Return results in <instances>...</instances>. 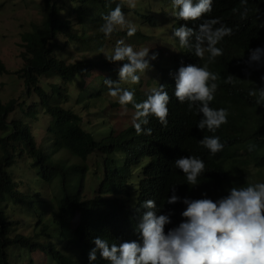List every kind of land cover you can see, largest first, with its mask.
<instances>
[{"label":"trees","instance_id":"obj_1","mask_svg":"<svg viewBox=\"0 0 264 264\" xmlns=\"http://www.w3.org/2000/svg\"><path fill=\"white\" fill-rule=\"evenodd\" d=\"M121 2L137 32L128 37L125 30H117L106 38L99 31L102 17ZM166 3L174 12L167 31L175 48L169 63L155 69L151 61L153 68L138 84L121 83L134 90L137 102L158 84L167 85V126L149 116L144 127L152 129L151 135H138L132 122L117 130L105 118L103 130L93 121L102 111L97 100L119 103L104 79L117 80L123 62H109L104 54H111L119 39L135 47L154 39V30H159L149 0H137L135 9L128 8L126 0L32 2L39 18L19 35L21 66L9 70L0 59V75L14 76L23 85L18 97L0 98V264H90L94 237L110 244L142 243L135 226L144 211L139 205L146 199L155 200L161 214L171 215L165 232L185 219L181 212L186 205L165 203L173 186L180 197L199 199L206 193L216 200L232 186L264 182V105L257 104L258 93L250 95L255 87H264V64H248L249 50L264 47V0H213L210 13L188 22L176 19L172 0ZM212 18L233 29L217 45L223 55L208 63L219 76L210 107L228 112L227 123L215 132L198 129L202 114L174 95L178 68L202 66L208 53L200 59L172 35L180 24L195 28ZM126 107L133 115L134 106ZM205 136H218L223 150L210 155L199 143ZM187 155L200 157L206 166L195 186L186 183L174 163ZM91 264L109 262L97 253Z\"/></svg>","mask_w":264,"mask_h":264},{"label":"clouds","instance_id":"obj_2","mask_svg":"<svg viewBox=\"0 0 264 264\" xmlns=\"http://www.w3.org/2000/svg\"><path fill=\"white\" fill-rule=\"evenodd\" d=\"M113 0H108L112 3ZM173 7L178 9L176 19L188 21L201 20L212 11L213 0H172ZM123 2L116 3L114 8L102 17L99 31L110 38L117 30H125L128 37L137 32V26L125 15ZM130 9L137 7V0H126ZM247 10L241 14L246 18ZM233 34V29L221 23L218 18L204 19L193 28L180 24L172 31L181 48L194 49L196 57L203 59L208 53V62L202 66L188 64L178 68L175 75L174 95L181 103L187 102L189 109L194 106L202 114L196 127L215 132L222 124L227 123V109L212 108L218 88L217 73L208 68V63L223 55V49L217 45L226 36ZM109 62H123L118 70V79H104L109 94L118 99L125 107L132 104L135 112L132 117L136 133L151 135L152 129L144 127L149 123V116H154L162 126H167L170 96L166 84H158L141 102L135 100L134 90L121 87V83L138 84L142 74L153 68L151 61L158 58V52H151L149 47L136 50L124 39L116 41L111 54H104ZM248 64H264V47L249 50ZM232 75L228 77L231 82ZM264 81V75L261 76ZM259 94L258 105H264V87H255L250 95ZM199 143L215 156L224 148L218 136H205ZM175 166L186 177L190 186L197 185L199 177L206 170L204 161L198 156H180L174 161ZM171 195L165 203H183V219L177 226L165 232V226L171 223L169 213L161 214L157 202L146 199L139 208L144 209L135 229L142 243L137 240L123 241L119 244L109 243L100 236L93 238L94 247L88 252V260L101 259L109 264H264V182L248 186H232L228 194L216 200L208 198L192 199L180 197L176 187L170 188ZM139 208L136 209L139 211Z\"/></svg>","mask_w":264,"mask_h":264},{"label":"rangeland","instance_id":"obj_3","mask_svg":"<svg viewBox=\"0 0 264 264\" xmlns=\"http://www.w3.org/2000/svg\"><path fill=\"white\" fill-rule=\"evenodd\" d=\"M33 1L38 2L39 0H0V59L9 70H16L21 66L18 47L20 33L30 29V23L37 21L39 18L38 8L32 7ZM149 2L151 4L150 9L158 14L156 26L159 30H154V39H150L146 43L141 40L142 44H135L134 48L139 50L149 47L150 53L158 52V58L153 61L155 69H157L160 65L169 63L168 56L175 51L174 42L167 37V31L171 30L173 24L174 12H170L169 5L164 4L165 0H149ZM80 82L82 83V80ZM22 89L23 85L20 81L15 80L14 76L0 75V98L3 101L8 100L10 97H18ZM113 101V98H110V100L105 98L97 100L96 106L100 108L98 110L102 111L95 114L96 119L94 117L93 125L100 122L99 124L104 130V120L106 118L114 129L122 130L125 122H132V109L126 107L125 110V107H122L119 103L116 106L112 103ZM94 110L97 109L91 106L92 113H95ZM38 129L39 127L36 130ZM88 129L94 134L92 125H89ZM92 161L93 159L90 160V163ZM17 220H21V218L17 217ZM22 220L24 219L22 218ZM28 222L29 219L25 221V225H28Z\"/></svg>","mask_w":264,"mask_h":264}]
</instances>
